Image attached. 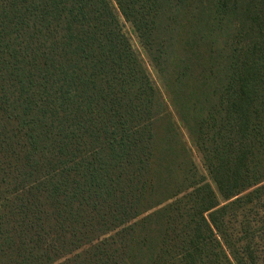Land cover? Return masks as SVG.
I'll use <instances>...</instances> for the list:
<instances>
[{
	"label": "trees",
	"instance_id": "obj_1",
	"mask_svg": "<svg viewBox=\"0 0 264 264\" xmlns=\"http://www.w3.org/2000/svg\"><path fill=\"white\" fill-rule=\"evenodd\" d=\"M182 1L0 0V264H264V0H218L201 167L124 30L157 70Z\"/></svg>",
	"mask_w": 264,
	"mask_h": 264
},
{
	"label": "rangeland",
	"instance_id": "obj_2",
	"mask_svg": "<svg viewBox=\"0 0 264 264\" xmlns=\"http://www.w3.org/2000/svg\"><path fill=\"white\" fill-rule=\"evenodd\" d=\"M251 1L234 0L238 6H246ZM217 4L218 0H183L181 6L173 9L170 15L172 22L164 21L165 25L171 26L170 30L163 32L165 37H162L165 45H168L167 60L157 70L140 46L131 27L124 24V30L148 70L166 108L161 116V126L167 122L169 124V121L174 125L176 133L186 145L188 157L191 154L198 167L202 166L201 156L188 139L186 127L180 120L185 118L191 122L192 114L197 118L206 113L208 108L203 105L204 70L216 66V70L220 72L217 82L225 83L229 56L241 27L238 13L227 15L220 22L216 16ZM209 92L214 95L216 90L213 88ZM192 126L194 131L196 124L193 123ZM152 171H156V163L153 164Z\"/></svg>",
	"mask_w": 264,
	"mask_h": 264
}]
</instances>
